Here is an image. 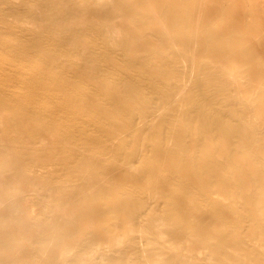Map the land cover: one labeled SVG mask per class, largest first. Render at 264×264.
I'll use <instances>...</instances> for the list:
<instances>
[{"label":"bare ground","instance_id":"6f19581e","mask_svg":"<svg viewBox=\"0 0 264 264\" xmlns=\"http://www.w3.org/2000/svg\"><path fill=\"white\" fill-rule=\"evenodd\" d=\"M206 1L0 0V264H264V4Z\"/></svg>","mask_w":264,"mask_h":264},{"label":"rangeland","instance_id":"374dc122","mask_svg":"<svg viewBox=\"0 0 264 264\" xmlns=\"http://www.w3.org/2000/svg\"><path fill=\"white\" fill-rule=\"evenodd\" d=\"M10 2L13 3H19L21 0H9ZM238 2L235 4V2ZM207 4L210 6H215V5H221L224 4L226 5H231L229 8L239 12L242 20V24L245 30V35L251 36L252 33H250L249 28H250V22H251V15L253 14V4L255 2H262L264 4V0H224L220 3L218 0H207Z\"/></svg>","mask_w":264,"mask_h":264}]
</instances>
